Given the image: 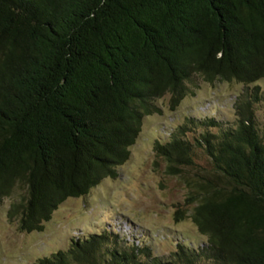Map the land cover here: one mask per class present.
Segmentation results:
<instances>
[{
    "label": "trees",
    "instance_id": "trees-1",
    "mask_svg": "<svg viewBox=\"0 0 264 264\" xmlns=\"http://www.w3.org/2000/svg\"><path fill=\"white\" fill-rule=\"evenodd\" d=\"M198 77L243 84L233 114L204 103L152 148L205 240L159 255L104 227L32 264H264V0H0V203L21 190L22 231L117 176L157 101L175 110Z\"/></svg>",
    "mask_w": 264,
    "mask_h": 264
},
{
    "label": "rangeland",
    "instance_id": "rangeland-1",
    "mask_svg": "<svg viewBox=\"0 0 264 264\" xmlns=\"http://www.w3.org/2000/svg\"><path fill=\"white\" fill-rule=\"evenodd\" d=\"M195 81L197 86L175 110L170 109L168 95L157 101L162 112L144 118L128 159L116 167L117 176L103 178L82 197L66 199L43 230L22 231L18 217L10 215V204L21 191L18 187L3 198L0 264H32L42 256L65 249L71 237L83 232L86 236L104 227L129 236L147 235L153 252L159 255H167L177 237L202 243L205 237L197 232L189 216L175 218L177 209H191V205H185L189 186L183 177L166 173L164 160L153 151V140H163L166 127H175L204 103L212 106L214 116L227 119L244 86L236 81L209 84L199 77ZM260 85L264 86V79ZM258 116L264 119L262 109Z\"/></svg>",
    "mask_w": 264,
    "mask_h": 264
}]
</instances>
